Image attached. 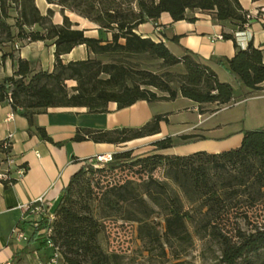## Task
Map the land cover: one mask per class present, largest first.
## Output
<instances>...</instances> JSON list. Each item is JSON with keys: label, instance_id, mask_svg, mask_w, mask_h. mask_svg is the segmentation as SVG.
<instances>
[{"label": "trees", "instance_id": "1", "mask_svg": "<svg viewBox=\"0 0 264 264\" xmlns=\"http://www.w3.org/2000/svg\"><path fill=\"white\" fill-rule=\"evenodd\" d=\"M46 1L59 6L62 24L53 23L51 8L42 14L34 0H0V49L6 43H17L20 47L43 41L54 45L50 71L33 69L28 60L18 55L19 47L8 53L15 70L0 81V102L9 103L14 112L26 118L29 134L49 142H53L52 138L34 122V116L49 107L79 106L89 112H105L109 102L123 108L138 100H173L178 96L200 106L213 103L216 109L232 102V84L221 81L197 54L184 49L177 56L165 42L142 37L136 28L145 22L160 25L158 20L164 12L172 21H192L195 17L188 16V11H200L210 13L219 24H231L237 32L244 30L253 19L257 20L258 14L264 15L262 7L254 18H248L249 12L241 7L239 0ZM65 10L95 23L109 32L111 39L86 36L83 29L72 27ZM221 35L222 39L233 40L236 50L232 57L219 58L217 63L246 88L243 98L260 90L264 82L261 50L251 42L241 48L234 33ZM80 44L86 46L90 56L64 62L62 55ZM132 58L157 59L164 67L180 65L182 71L156 73L133 63ZM67 80L76 84L68 87ZM162 118L154 115L140 127L78 128L72 140L123 143L158 132ZM152 144L154 150H162L176 143L171 137H165ZM5 153H11V146L3 147L0 140V163L5 161ZM159 168L162 178L153 174ZM125 170L126 174L115 178ZM101 174H106L103 184L98 179ZM14 181L13 176L1 180L2 187L7 188ZM262 201L264 127L244 129L238 147L218 153L153 152L138 156L132 150H124L114 153L108 162L96 158L82 160L61 190L52 211L53 220L41 221L33 236L39 228H50L47 236L60 251V264H118V255L106 251L100 244L103 220L111 217L134 222L140 238L147 236L149 241H159L157 232L148 227H156L154 218L161 217L165 227L163 240L169 246L189 242L190 223L204 227L216 240L220 251L218 264H251L250 258L264 251V229L249 232L238 229L229 236L218 227H226L231 216L250 224L248 210ZM185 202L191 209L184 207ZM234 227L239 226L235 223Z\"/></svg>", "mask_w": 264, "mask_h": 264}, {"label": "crops", "instance_id": "2", "mask_svg": "<svg viewBox=\"0 0 264 264\" xmlns=\"http://www.w3.org/2000/svg\"><path fill=\"white\" fill-rule=\"evenodd\" d=\"M34 1L42 14L51 8L53 23L62 24L63 14L59 6L47 3L46 0ZM239 3L250 14H255L264 7V0H239ZM64 14L72 27L83 29L86 36L104 41L111 39L109 32L86 18L70 10H65ZM187 14L195 19L172 21L168 13L164 12L158 20L161 26L159 32H156L152 22L138 25L136 32L154 41L162 40L177 56L182 55L184 49L192 51L211 66L221 81L230 82L233 89L234 85L238 87L239 93L236 96L244 94L246 88L223 65L217 63V59L230 58L235 53L233 40L217 38L222 32L235 33L232 25L227 22L217 23L208 12L188 11ZM244 30L251 37L249 42L261 50L264 59V25L252 20ZM174 35L178 38L174 39ZM14 45L6 43L0 49V81L15 70L13 59L8 54L15 51ZM17 53L28 60L35 70L50 71L53 67L52 44L30 42L20 46ZM3 54L5 55L2 56ZM88 56L90 52L84 44H80L62 55V59L68 62ZM66 84L72 87L76 83L67 80ZM260 87L257 92L243 98L242 107V115H247L250 120L257 119L259 126L236 127L224 134L221 133L222 128L232 124L240 116L234 117L235 114L231 112L223 114L221 107L216 109L215 104L210 111H204L203 106L209 103L200 106L188 98L178 96L173 100H138L123 108H118L115 102H109L105 112H89L86 107L79 106L49 107L34 116L35 124L43 127L52 138L53 142H49L36 134H29L26 118L18 111L14 112L9 103L0 102V140L11 135V152L16 164L25 165L26 168L7 188L2 187L0 180V261L11 259L18 264H37L48 258L51 249L43 245L37 233L33 236L30 217L19 207L43 195L49 203V209L53 211L62 188L68 183L80 161L124 150H132L133 155L143 156L153 152L174 155H187L197 151L218 153L236 148L242 141L244 129L264 127V82ZM154 115H161L163 118L159 122L158 132L152 135L123 143L72 140L78 128L112 130L140 127ZM184 135L190 137L182 139ZM201 136L204 138H200ZM165 137H171L176 144L166 149L154 150L152 143ZM140 148L147 153L138 154ZM1 158L2 155L0 160ZM0 168H4V164L0 163ZM16 227L23 231L26 240L12 237V230Z\"/></svg>", "mask_w": 264, "mask_h": 264}, {"label": "rangeland", "instance_id": "3", "mask_svg": "<svg viewBox=\"0 0 264 264\" xmlns=\"http://www.w3.org/2000/svg\"><path fill=\"white\" fill-rule=\"evenodd\" d=\"M133 63L137 62L142 67L149 69L156 73H164L169 71L171 73H178L182 71L180 65L172 67H164L160 60L157 59H135L132 58ZM234 99L232 102L221 106L223 114L234 113V117H238L235 122L222 128L221 133H226L236 127L242 126H259V121L250 120V118L242 115L243 95H238V87L234 85ZM159 93V92H158ZM204 111H210L214 104L209 103L205 106ZM141 150V151H140ZM140 155L147 152L140 148ZM133 153V152H132ZM96 160H98L96 158ZM126 174L118 172L116 177H122ZM154 176L162 178V170L159 168L154 171ZM99 176L100 184L105 183L104 175ZM184 207L190 208V205L185 202ZM191 209V208H190ZM189 209V210H190ZM192 211V210H190ZM248 217L250 224L245 220L237 219L231 216L227 220L226 227H218L221 231L229 236H232L239 229L244 232H249L255 229H264V201L260 202L256 207L248 210ZM156 227H148V229L157 232L159 241H149L148 237L142 239L138 235V227L134 222L124 221L118 218H106L103 220L102 231L99 235V241L102 247L108 252H115L118 255V264H218L219 260V246L215 239H213L204 227H194L188 223L187 230L190 232L191 238L186 245H179L177 243L169 246L164 243L163 233L165 230L164 222L161 217L154 218ZM235 223L237 226L234 227ZM198 226V225H197ZM251 264H264V251L257 257H251Z\"/></svg>", "mask_w": 264, "mask_h": 264}, {"label": "built area", "instance_id": "4", "mask_svg": "<svg viewBox=\"0 0 264 264\" xmlns=\"http://www.w3.org/2000/svg\"><path fill=\"white\" fill-rule=\"evenodd\" d=\"M255 14L249 13L247 17L252 19L254 18ZM257 21H259L262 25H264V15L258 14ZM154 28L156 32H159L161 29V26L158 24H154ZM246 36H247L246 30L237 31L234 33V39L241 48H245L251 38L249 35L247 36V39H246ZM217 38L222 39V35H219ZM14 46L15 48L19 47L17 43ZM10 139H11V135H8L4 139H2L1 140L2 146L5 148L8 146H11ZM5 156H6L5 161L2 162V164H4V168L2 169L0 168V180H7L11 176L15 178L20 177L25 172L26 168L22 165L16 164V160L14 156L12 155V152L5 153ZM97 159L102 162H108L112 160V154L108 153L100 157H97ZM10 170L12 172H10ZM19 208L24 213L28 214V216L30 217V223L33 229H35L41 223V221L46 219L47 222L50 223L54 218L53 212L49 209V203L43 195L27 204L21 205ZM36 233L38 236H40L42 240L45 241V246L51 249V253L49 254L48 258L43 261H39L37 264H60V258H61L60 251L53 244V242L50 239H48V236H47L50 233V228H47V227L39 228L36 231ZM12 237H14L16 240H26L27 239L23 231L18 227L12 230ZM0 264H18V263H16L15 261L11 259H6V260L0 261Z\"/></svg>", "mask_w": 264, "mask_h": 264}]
</instances>
